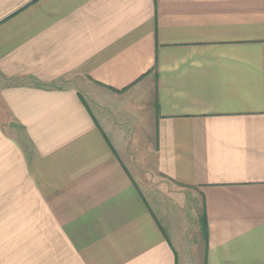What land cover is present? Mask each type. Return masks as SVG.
Masks as SVG:
<instances>
[{"label":"crops","instance_id":"0c3cea01","mask_svg":"<svg viewBox=\"0 0 264 264\" xmlns=\"http://www.w3.org/2000/svg\"><path fill=\"white\" fill-rule=\"evenodd\" d=\"M0 264H264V0H0Z\"/></svg>","mask_w":264,"mask_h":264}]
</instances>
